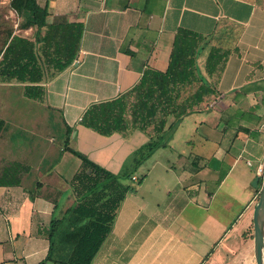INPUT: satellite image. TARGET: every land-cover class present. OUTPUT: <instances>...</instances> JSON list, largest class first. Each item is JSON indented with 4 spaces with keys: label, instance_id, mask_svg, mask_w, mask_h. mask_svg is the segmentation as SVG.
Masks as SVG:
<instances>
[{
    "label": "crops",
    "instance_id": "obj_1",
    "mask_svg": "<svg viewBox=\"0 0 264 264\" xmlns=\"http://www.w3.org/2000/svg\"><path fill=\"white\" fill-rule=\"evenodd\" d=\"M11 1L0 4H8L15 15L14 33L33 39L34 28H17L19 17ZM36 2L47 7V24L81 22L83 33L74 61L53 75L45 71L41 101L23 98V83L0 81L4 121L0 172L13 161L28 168L21 173V184L0 186V264H39L45 259L46 228L57 212L54 202L58 199L61 209L72 203L67 200L69 181L80 168V160L62 151V146L60 153H53L38 142H16L14 128L21 126L29 127L30 132L25 131L33 136L51 133L48 124L42 122L44 128L39 129L38 119L28 121L22 107L10 109L16 89L20 88L19 102L36 101L57 113L63 141L68 128L69 146L86 156L83 149L72 146L79 125L82 148L88 136L102 150L140 138L145 142L153 134L152 126L103 136L82 125L81 116L89 105L129 90L144 68L164 71L178 27L210 35L224 22L234 30L223 45L228 54L215 80V93L205 95L178 122L166 144L132 174L135 190L121 201L91 264H246L247 258L251 260L252 214L260 190L252 182L257 166H264V0ZM257 177L259 184L262 177Z\"/></svg>",
    "mask_w": 264,
    "mask_h": 264
},
{
    "label": "trees",
    "instance_id": "obj_2",
    "mask_svg": "<svg viewBox=\"0 0 264 264\" xmlns=\"http://www.w3.org/2000/svg\"><path fill=\"white\" fill-rule=\"evenodd\" d=\"M11 7L19 17L17 28H34V37L14 33L15 28L8 19L2 18L0 10V81L23 83L24 96L41 101L45 71L53 75L74 61L83 24H47V7L39 6L36 0H12ZM233 30V25L226 22L210 35L178 27L166 69L144 68L129 90L116 98L89 105L81 116V124L103 136L123 134L130 127L143 131L152 126L153 134L134 151L132 164L136 168L166 144L178 122L205 95L215 93V82L210 78L214 74L218 76L223 68L228 54L223 45L233 36ZM191 86L193 90L184 96V88ZM169 118L172 121L166 127ZM3 126L0 118V133ZM70 133L67 128L62 151L80 160V168L69 181L71 193L67 200L72 203L61 209L59 200H55L57 212L52 214L46 228L49 247L39 264H91L111 230L121 201L135 190L132 173L114 175L71 148ZM27 169L19 162H10L0 172V186L21 184V173ZM27 192L33 198V192Z\"/></svg>",
    "mask_w": 264,
    "mask_h": 264
},
{
    "label": "rangeland",
    "instance_id": "obj_3",
    "mask_svg": "<svg viewBox=\"0 0 264 264\" xmlns=\"http://www.w3.org/2000/svg\"><path fill=\"white\" fill-rule=\"evenodd\" d=\"M8 8H9L8 4H0L1 14L3 15L2 18L8 19L9 22H11V24L14 27L15 15L13 16L12 12L9 11ZM201 60H203V58ZM216 78H217V74H214L210 78L211 82H215ZM193 88H194L193 86L184 88V91H183L184 96L186 94H189L193 90ZM19 95H20V88H17L16 91L11 96L12 102L10 103L11 104L10 109L14 111V109L17 106L22 107V110H23L22 113L26 115L27 118H29L28 121L34 120V123H35L36 120L38 119L40 122V125L38 124L39 129L44 128V126L42 125V122H44L45 125L48 124L49 131H51V133L49 134V136L45 133H42L40 136L39 135L33 136L30 133H28L30 132L29 127L25 128L21 126L20 128H14L16 131H18L15 136L16 142L20 141L21 143H23V141H27V144H30V145L38 142L39 144H43V147H45V149L50 148L51 152L53 153H60L59 149L63 145V138L60 132L61 120H60L59 115L53 111L48 110L41 103H36V101H33L34 104H32L31 102H29L30 101L29 98H28L29 100L28 102L20 100L21 102H23L21 103L18 100H16V98H18ZM23 96L24 95H22V97ZM79 126L76 127L75 129L77 133L76 132L73 133L74 135L72 137L73 147L81 151L83 149V151L87 153L91 159H93L97 163L106 167L114 175L121 176L125 172L129 174L130 173L133 174L137 170L139 171V169H141L143 162L133 169L132 157L134 155L135 149L139 148L141 145H143L146 142V141L144 142V138H140L141 141L138 140V141L127 142L123 146H121L120 144L118 148L113 147V148L102 150L99 148L98 144H95L94 139L88 136L85 138V141L87 142L85 144L86 147L82 148V130H81L82 127L79 128ZM25 130L28 132H26ZM50 136L53 137L55 141L52 142L49 138ZM74 160H76L79 163V160L75 158ZM263 181H264V178L260 179L259 182L263 183ZM258 187H261V186L258 185ZM250 233H251V238H252V234H253L252 228L250 230ZM247 261L248 262L246 264H255L253 258H251V260L250 258L249 259L247 258Z\"/></svg>",
    "mask_w": 264,
    "mask_h": 264
},
{
    "label": "water",
    "instance_id": "obj_4",
    "mask_svg": "<svg viewBox=\"0 0 264 264\" xmlns=\"http://www.w3.org/2000/svg\"><path fill=\"white\" fill-rule=\"evenodd\" d=\"M259 178L252 182L257 187ZM252 255L255 264H264V181L260 187L257 202L252 214Z\"/></svg>",
    "mask_w": 264,
    "mask_h": 264
},
{
    "label": "built area",
    "instance_id": "obj_5",
    "mask_svg": "<svg viewBox=\"0 0 264 264\" xmlns=\"http://www.w3.org/2000/svg\"><path fill=\"white\" fill-rule=\"evenodd\" d=\"M247 163L249 164V161H247ZM256 174H257V176H261L262 178H264V166L262 164L257 166ZM132 179L134 180L135 177L133 176Z\"/></svg>",
    "mask_w": 264,
    "mask_h": 264
}]
</instances>
